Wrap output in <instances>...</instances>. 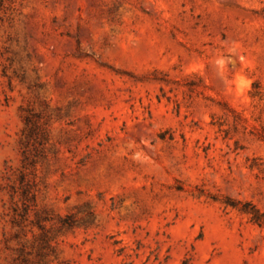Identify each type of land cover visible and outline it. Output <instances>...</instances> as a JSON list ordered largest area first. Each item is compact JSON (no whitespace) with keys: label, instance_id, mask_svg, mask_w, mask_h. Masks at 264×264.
Listing matches in <instances>:
<instances>
[{"label":"rangeland","instance_id":"374dc122","mask_svg":"<svg viewBox=\"0 0 264 264\" xmlns=\"http://www.w3.org/2000/svg\"><path fill=\"white\" fill-rule=\"evenodd\" d=\"M262 135L264 0H0V264H264Z\"/></svg>","mask_w":264,"mask_h":264},{"label":"trees","instance_id":"16d2710c","mask_svg":"<svg viewBox=\"0 0 264 264\" xmlns=\"http://www.w3.org/2000/svg\"><path fill=\"white\" fill-rule=\"evenodd\" d=\"M262 140L264 141V135H262ZM231 204H233V203H231ZM234 205V204H233ZM234 206H236V205H234Z\"/></svg>","mask_w":264,"mask_h":264}]
</instances>
